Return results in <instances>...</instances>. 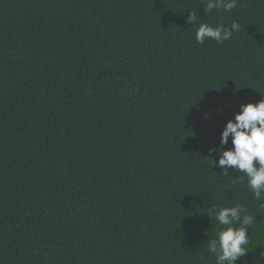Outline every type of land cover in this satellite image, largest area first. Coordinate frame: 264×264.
<instances>
[{"label": "trees", "instance_id": "16d2710c", "mask_svg": "<svg viewBox=\"0 0 264 264\" xmlns=\"http://www.w3.org/2000/svg\"><path fill=\"white\" fill-rule=\"evenodd\" d=\"M206 3L0 0V264H215L207 209L237 204V264H264L261 201L218 166L226 123L264 99V0Z\"/></svg>", "mask_w": 264, "mask_h": 264}, {"label": "clouds", "instance_id": "9594fccd", "mask_svg": "<svg viewBox=\"0 0 264 264\" xmlns=\"http://www.w3.org/2000/svg\"><path fill=\"white\" fill-rule=\"evenodd\" d=\"M236 6L237 0H207L204 9L206 13L220 8L231 11ZM199 19L196 13L190 11L187 22L195 21L193 25H196ZM239 28L237 21H233L230 28L223 24L213 27L207 23H199L195 33L196 41L203 44L206 39H211L223 43L230 40ZM230 137L233 147H222L228 144ZM220 143L218 166L223 169V175L227 177L230 169L244 174L247 186L254 197L261 201L259 207L264 209V99L257 103L241 104L234 119L226 123ZM216 163L213 161V164ZM207 213L211 219L214 215L217 222L224 226L218 231V238L208 244V252L215 255V264H237L238 259L249 250L248 227L253 223L254 217L247 214L241 204L209 208Z\"/></svg>", "mask_w": 264, "mask_h": 264}]
</instances>
